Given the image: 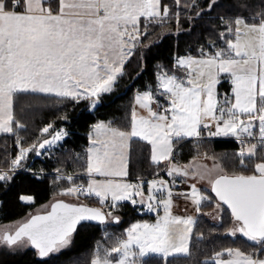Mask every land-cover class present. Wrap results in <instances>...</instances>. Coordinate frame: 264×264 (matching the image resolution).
<instances>
[{"label":"snow or ice","instance_id":"snow-or-ice-1","mask_svg":"<svg viewBox=\"0 0 264 264\" xmlns=\"http://www.w3.org/2000/svg\"><path fill=\"white\" fill-rule=\"evenodd\" d=\"M174 2L181 7V0ZM243 7L252 10L250 18H222L224 30L219 36L223 47L211 53L200 49L198 57H178L174 67L183 70V76L158 75L159 97L165 103L153 92L144 91L135 96L127 130L103 122L93 126L85 169L90 179L86 187L80 186L83 194L94 195L101 205L110 200L113 209L125 201L133 206L143 204L149 212L162 205L165 215L154 224H133L126 230V238L104 249L103 255L97 250L90 264H151L145 258L152 256L159 258L158 264H171L170 257L190 253L195 221L172 215L167 183L148 181L145 197L144 181L129 183L122 178L129 174L126 150L132 138L150 145L151 160L160 163L172 156L174 140L200 138L205 133L232 137L243 145L238 162L251 174L220 175L212 182V192L237 223L227 235L239 233L259 249L246 253L225 248L215 253L214 264H264V0L258 4L243 0ZM170 11L162 0H0V133L13 134L23 127L14 114L19 94L41 93L79 102L110 92L141 37L148 35V23H162ZM175 15L178 19L179 13ZM142 18L147 22L143 28ZM221 74L232 85L231 95L222 98L216 91ZM138 108L147 115H140ZM52 127L49 124L41 133H49ZM64 135L62 130L56 131L38 146L20 147L10 171H0V182L13 179L29 152L54 144ZM174 173L188 174L172 167L168 175ZM163 192L167 198L158 199L156 193ZM62 194L76 195L77 188ZM190 196L197 205L208 199L195 185ZM19 199L33 202L30 195ZM108 217H112L111 211L58 201L47 214L31 216L14 232L4 231L0 244L30 247L44 258L69 246L81 221L103 224Z\"/></svg>","mask_w":264,"mask_h":264},{"label":"trees","instance_id":"trees-1","mask_svg":"<svg viewBox=\"0 0 264 264\" xmlns=\"http://www.w3.org/2000/svg\"><path fill=\"white\" fill-rule=\"evenodd\" d=\"M256 2L258 4L259 0ZM162 4L171 9L169 16L162 23H148V35L141 37L124 66L123 74L118 76L110 92L79 102L39 93L17 96L14 114L23 127L17 128L13 134L0 133V171L11 169V162L18 155L20 147L38 146L61 128L66 135L44 157L36 154L38 147L31 151L15 170L13 179L0 182V223L27 218L36 207L54 197H79L77 194L62 193L85 182L89 134L93 126L103 121L127 130L135 96L148 90L157 93L160 72L183 76V70L174 67L178 57H198L200 49L211 53L223 47L219 36L224 30L222 18L230 20L238 15L250 18L252 12L243 7V0H214V3L213 0H181V7H177L174 0H162ZM210 4L213 6L209 7ZM177 12L178 19L175 15ZM145 23L142 18V28ZM231 87L230 78L224 74L217 93L221 98L225 94L231 95ZM49 124L53 126L52 129L42 134L41 130ZM178 144L175 152L178 163H189L199 157L211 158L226 172L224 175L251 174L239 164L238 153L243 145L233 138H196L181 140ZM150 157V145L132 140L128 165L131 178L150 179L164 170L163 165L154 164ZM248 168H251L250 164ZM68 176L73 179L68 180ZM208 193L212 194V198L205 200L200 207L190 253L169 258L171 264H214L215 253L225 248H239L246 253L259 251L258 246L246 238L227 235L235 223L231 210L212 191ZM21 195L32 196L34 202H22L19 199ZM79 198L86 200L83 203L95 206V198ZM218 203L222 206V216L219 222H214L207 213L213 211ZM115 211L120 222L113 220V223H109L107 220L104 224L82 223L72 235L71 247L59 254L41 258L32 248L11 251L8 247H2L0 264H90L97 250L103 255L104 249L111 248L118 239H123L132 223L155 217L130 202L120 203ZM146 260L158 264L159 258L152 256Z\"/></svg>","mask_w":264,"mask_h":264},{"label":"rangeland","instance_id":"rangeland-1","mask_svg":"<svg viewBox=\"0 0 264 264\" xmlns=\"http://www.w3.org/2000/svg\"><path fill=\"white\" fill-rule=\"evenodd\" d=\"M43 95H45V94H43ZM63 132L66 133L65 130H63ZM93 134L94 133H93V130H92V132H91L90 135H93ZM52 135H54V134H52ZM90 135H89V137H90ZM64 137H65V135L60 140L56 141L54 144L46 145L45 148H43V149H40L38 147L37 152L42 153L41 156L44 157L46 155L45 153L48 154V152L50 151V149H52L53 147L57 146L64 139ZM51 138H52V136H50L49 138H46V139H49L50 140ZM90 146L91 145L89 143L88 148ZM27 148H29V147H27ZM29 154H30V152L27 154V156ZM87 155H88V153H87ZM27 156H26V158H27ZM26 158L23 161H21V163L24 162L26 160ZM126 158H127V164H128V160H129V152H128V149L126 150ZM211 160H212V163H211V166L209 168H205V169H202L200 171L197 170V169H195V172L193 174L194 175L193 176V179L194 180L189 181L187 183L188 184V185H186L187 190H185L184 194H182V195H173V193L171 192L172 193V196H171V200H172L171 213H172V215L173 216H179L181 218L192 217L193 220L195 221V223L192 225V231L190 233V239H189V248H190V251H191V242H192V238H193V235H194V229H195V225H196V221H197V215L200 212V207L202 206V204H203V202L205 200H210L212 198V196H211L212 194L208 193V191H210V190L212 191V182L218 176L224 175L226 173L224 170H222L224 172L221 171V167L217 164V162L215 163V161L213 159H211ZM172 167H174V166H172ZM195 168H197V165L196 164H195ZM7 171H10V170H7ZM202 171H203V173H202ZM128 173H129V167H128ZM10 174H11V172H10ZM165 177L166 176H158L157 178H154L153 180H157V181L163 180V181H165L167 183V190H170V188H169V184L170 183H168V181H167V179ZM96 179H103V178L97 176ZM192 185H195L196 186V189L198 190V192H199V194L201 196L208 197V199L201 200V203L199 205L195 204L193 202V198L190 196V193L192 192ZM200 186H204V187L201 189ZM143 189H144L145 197H147V195H148V186L145 187V184H143ZM187 193H188V196H187ZM91 196H94V195H91ZM156 196H157L158 199H164V198H167V193L166 192L156 193ZM59 199H65L66 201L75 202V203H83V202L86 201L84 199H81V198L75 197V196L72 197V198H70V197H66V198H64V197H62V198L54 197L49 202H47V203H45V204H43L41 206L36 207L34 209V211L32 212V214L49 211L52 203L54 201H56V200H59ZM137 199H139V198H137ZM95 202H94V205L97 206V207H99V208H101V209H103L106 213L109 212V211H111L112 212V217H117L118 216L117 213H116V211H115L116 208L113 209V208L107 207L108 205L111 204V201L110 200L107 201V202H105V204L101 205L99 203V199L96 197L95 198ZM120 203H123V202H119V204ZM139 205L141 207V211H143L145 213H154L156 215V220H154V219L151 220V219H148V218L147 219H144V220H137L134 223H132L130 225V227L133 224H136V223H149V224H154V223H156L158 217H162V216L165 215L164 209H163V206L162 205L158 208L157 211H153V212H149L147 210V208H146L145 205H143V204H139ZM0 206H1V202H0ZM186 207H188V209L183 210V208H186ZM197 208H199V211H197ZM207 215L209 217H211V219L214 222H219L220 219H221V216H222V206L218 203L217 207L213 211L207 213ZM29 217L30 216H28L27 218H24V219H20V220L14 221V222H10V223H4V224L3 223H0V234H2L4 231L14 232L15 229L20 224H22L23 222H25ZM112 217H108L109 223H111V222L113 223V220L114 219ZM119 222H120V218H119ZM180 227L182 228L183 226H180ZM235 227H237V223L236 222L232 225L231 229L232 228H235ZM234 237L237 238V237H243V236L241 234L237 233L236 236H234ZM124 238H126V235H125ZM72 242H73V239L71 237V244L69 246H67L66 248L62 249L60 252L54 253V254H59L62 251L69 249L71 247V245H72ZM2 247H7V246H5L3 244H0V248H2ZM28 248H30V247H28ZM28 248L21 247V248H9V249L11 251H22V250H25V249H28ZM251 250L252 249H250V251ZM256 252L258 253L259 251H256ZM183 256H185V255H183Z\"/></svg>","mask_w":264,"mask_h":264},{"label":"crops","instance_id":"crops-1","mask_svg":"<svg viewBox=\"0 0 264 264\" xmlns=\"http://www.w3.org/2000/svg\"><path fill=\"white\" fill-rule=\"evenodd\" d=\"M187 56H189V55H187ZM181 57H186V56H181ZM163 73H167L168 75H174V74H170V73H168V72H165V71H162V72H160L159 73V75H161V74H163ZM222 75H224V74H221V76ZM226 75V74H225ZM221 76H220V79H221ZM118 78V77H117ZM158 83H159V81H158ZM219 84V83H218ZM218 84H217V86H216V91H217V87H218ZM114 86V85H113ZM148 91H151V90H148ZM159 91H160V89L158 90V92L157 93H153L155 96H156V98L160 101V103H165V101L163 100V99H161L160 97H159ZM151 92H153V91H151ZM41 94V93H40ZM101 94H103V93H101ZM100 94V95H101ZM55 96V95H54ZM95 98H97V97H95ZM134 106H135V104H134ZM152 107L154 108V109H156V105L155 104H153L152 105ZM138 110V112H139V114L140 115H147V112L144 110V109H137ZM100 122H103V121H100ZM100 122H98V123H100ZM103 123H105V124H109L111 127H113V128H116V127H114L111 123H108V122H103ZM97 124V123H96ZM92 130H93V128H92ZM214 130V129H213ZM92 132V131H91ZM91 132H90V134H91ZM89 134V135H90ZM211 138H220V139H230V138H232V137H211ZM191 139H196V138H184V139H181V140H184V141H188V140H191ZM233 139H235V138H233ZM64 140V139H63ZM62 140V141H63ZM132 140H139L138 138H132L130 141H129V144H130V147H131V142H132ZM181 140H174L173 141V152H172V156L169 158V160H167V161H162V162H160V163H154V164H156V165H163L164 166V170L162 171V172H160L157 176H155V177H153V178H150V179H134V178H131L130 177V175L128 174V176L127 177H125V178H122V179H124V180H126L127 182H129V183H137L138 181H144V184H145V187H147L148 186V181H152L154 178H157L158 176H166L165 178L167 179V181H168V183H170V182H173V181H176V180H179V179H181V180H184V182L186 183V185H188L187 183L189 182V181H192V180H194L193 179V174H194V172H195V169H197V170H202V169H205V168H209L210 166H211V163H212V160H211V158H204V157H199V158H197V159H195V160H193V161H191V162H189V163H178L177 161H176V157H175V152H176V150H177V148H178V143H179V141H181ZM61 141V142H62ZM141 141V140H140ZM60 142V143H61ZM142 142H144V141H142ZM255 142V141H254ZM59 143V144H60ZM89 143H90V140H89ZM255 143H257V142H255ZM58 144V145H59ZM57 145V146H58ZM56 147V146H55ZM54 148V147H53ZM128 152H129V156H130V148L128 149ZM42 155V153H40L38 156H41ZM216 163V162H215ZM195 164L197 165V168H195ZM128 165H129V160H128ZM172 166H174V167H176V168H179V169H181L182 171H186L188 174L187 175H180V174H173L172 176H170V175H168V172H169V169L172 167ZM168 167V168H167ZM218 169V168H217ZM221 171H222V169H221ZM222 172H224V171H222ZM202 173H203V171H202ZM199 174V173H198ZM84 178H85V182L83 183V184H85L86 186H87V183H88V181H89V179H90V177L86 174V175H84ZM96 178V177H95ZM204 186H200V188L202 189ZM209 189V188H208ZM185 190H187V187L185 188ZM185 190H184V192H185ZM211 191V190H210ZM172 192V191H171ZM184 192L182 193V194H184ZM173 193V192H172ZM182 194H175V193H173V195H182ZM187 196H188V193H187ZM91 197H94V198H96L95 196H91ZM33 202H34V198H33ZM32 202V203H33ZM126 202V201H125ZM30 204V203H29ZM185 204V203H184ZM111 205V204H110ZM110 205H108L107 207H109V208H111V206ZM136 206H138V207H140V205L139 204H137ZM141 208V207H140ZM185 209H188V207H186V208H183V210H185ZM152 214H154V213H152ZM154 220H156V215L154 214Z\"/></svg>","mask_w":264,"mask_h":264},{"label":"built area","instance_id":"built-area-1","mask_svg":"<svg viewBox=\"0 0 264 264\" xmlns=\"http://www.w3.org/2000/svg\"><path fill=\"white\" fill-rule=\"evenodd\" d=\"M62 129H59L58 131H61ZM200 138H211L210 136H208L206 133L204 135H202V137ZM256 141V140H254ZM257 142V141H256ZM80 186H84L86 187L84 184H78L76 185V188H77V195L79 197H88V195H85L83 194V190ZM169 188L170 190L175 193V194H182L186 188V183L184 182V180H176V181H173V182H170L169 184Z\"/></svg>","mask_w":264,"mask_h":264},{"label":"water","instance_id":"water-1","mask_svg":"<svg viewBox=\"0 0 264 264\" xmlns=\"http://www.w3.org/2000/svg\"><path fill=\"white\" fill-rule=\"evenodd\" d=\"M229 176H231V175H229ZM215 194V193H214ZM58 201H63L64 203H68V204H75V205H85V206H88V207H93V208H99V207H97V206H93V205H90V204H86V203H75V202H69V201H66L65 199H59V200H56V201H54L52 204H54V203H56V202H58ZM102 211H104L103 209H101ZM51 211V207H50V210L49 211H46V212H41V213H35V214H32L31 216H33V215H44V214H47L48 212H50ZM105 212V211H104ZM106 213V212H105ZM31 216L28 218V219H30L31 218ZM27 219V220H28ZM26 220V221H27ZM107 220H108V218L106 219V222H107ZM25 221V222H26ZM115 221V220H114ZM105 222V223H106ZM116 222V221H115ZM24 223V222H23ZM82 223H94V224H101V223H99L98 221H81L78 225H77V227H76V231L78 230V228H79V226L82 224ZM104 224V223H103ZM76 231L72 234V235H74L75 233H76ZM45 258V257H44Z\"/></svg>","mask_w":264,"mask_h":264}]
</instances>
